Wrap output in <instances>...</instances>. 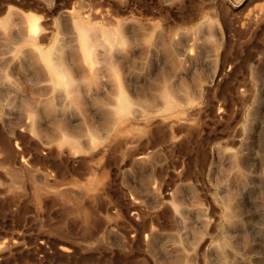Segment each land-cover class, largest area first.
<instances>
[{"label": "rangeland", "instance_id": "374dc122", "mask_svg": "<svg viewBox=\"0 0 264 264\" xmlns=\"http://www.w3.org/2000/svg\"><path fill=\"white\" fill-rule=\"evenodd\" d=\"M263 209L264 0H0V264H264Z\"/></svg>", "mask_w": 264, "mask_h": 264}, {"label": "bare ground", "instance_id": "6f19581e", "mask_svg": "<svg viewBox=\"0 0 264 264\" xmlns=\"http://www.w3.org/2000/svg\"><path fill=\"white\" fill-rule=\"evenodd\" d=\"M67 13L68 14H71V16H73L75 12L74 11H68ZM78 18L76 20H74V27H73L74 30H73V33L76 36V38H74V39H77V42H78V44H79V46L81 48V52L83 54L84 60L86 61L87 65L89 67L94 68L95 67L94 64L96 62V58H95L96 48H95V46L91 45V42H90V40H92L93 38H96V37L98 38L99 37L100 39L101 38L105 39L106 44L103 43V46L106 48L105 49L106 51H108L110 53H116V54H119L117 52H120L121 53L119 47L115 43L111 42L113 39L118 38L116 36L114 37L115 32H113L110 29H102L99 33L93 32L92 30H93L94 27L93 28L90 27L89 24L84 20L83 16L82 17L80 16ZM27 30H28V39L34 41V39L38 36V33H39V24H38V21L36 19H34L33 17L28 20ZM35 46H37V45L35 44ZM39 48L37 46L34 49L36 51V49L39 50ZM39 51H41V50H39ZM38 55H39V53H38ZM40 55H41L42 60L46 63L47 67L49 68L50 72L60 81L61 73H63L64 70L61 69L62 67H61L60 64H58L57 62L54 61L52 51H50V50L41 51L40 52ZM54 88H55V86H54ZM56 90H57V88H56ZM60 91H62V90H60ZM123 97H124V95H123ZM123 100H124V98H123ZM126 106L127 105H125V107ZM244 153H246L247 155H249V154H253L254 152L251 150V148L250 149H247L246 148V151ZM249 156H255V155H249ZM255 171H256V169H255ZM258 173H259V171H258ZM258 173L257 172H254L252 174V179L253 180H258V177H260V176H258L259 175ZM255 183H256V181H255ZM259 230H256V231L258 232ZM259 234H261V233H259ZM255 235H257V233H255ZM246 262H245L246 264H255L256 263L253 258H251L249 260H246Z\"/></svg>", "mask_w": 264, "mask_h": 264}]
</instances>
